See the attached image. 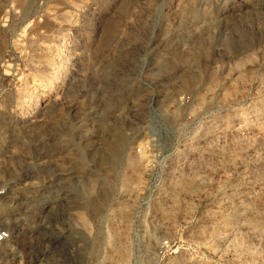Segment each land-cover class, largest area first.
Returning a JSON list of instances; mask_svg holds the SVG:
<instances>
[{
	"label": "rangeland",
	"instance_id": "1",
	"mask_svg": "<svg viewBox=\"0 0 264 264\" xmlns=\"http://www.w3.org/2000/svg\"><path fill=\"white\" fill-rule=\"evenodd\" d=\"M4 181L0 264H264V0H0Z\"/></svg>",
	"mask_w": 264,
	"mask_h": 264
},
{
	"label": "built area",
	"instance_id": "2",
	"mask_svg": "<svg viewBox=\"0 0 264 264\" xmlns=\"http://www.w3.org/2000/svg\"><path fill=\"white\" fill-rule=\"evenodd\" d=\"M9 189L10 184H8L6 181H4L0 186V214L2 205L9 195ZM11 237L12 235L10 231L0 226V251L11 240ZM161 246L162 250H164L165 252H173V246L171 245L169 240L163 241Z\"/></svg>",
	"mask_w": 264,
	"mask_h": 264
},
{
	"label": "bare ground",
	"instance_id": "3",
	"mask_svg": "<svg viewBox=\"0 0 264 264\" xmlns=\"http://www.w3.org/2000/svg\"><path fill=\"white\" fill-rule=\"evenodd\" d=\"M52 88H53V87H51V86H50V89H52ZM110 158H112V159H113V157H112V156H110Z\"/></svg>",
	"mask_w": 264,
	"mask_h": 264
}]
</instances>
